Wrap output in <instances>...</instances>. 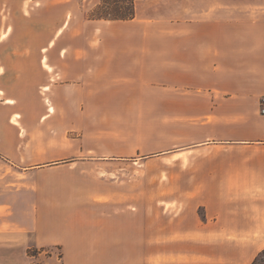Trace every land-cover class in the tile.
Returning <instances> with one entry per match:
<instances>
[{
  "label": "crops",
  "instance_id": "0c3cea01",
  "mask_svg": "<svg viewBox=\"0 0 264 264\" xmlns=\"http://www.w3.org/2000/svg\"><path fill=\"white\" fill-rule=\"evenodd\" d=\"M262 12L212 5L158 12V110L173 113L174 161L192 178L189 195L173 200L151 201L144 186L37 178L63 158L54 155L48 128L91 110L69 95L89 99L105 90L123 102L149 90L148 40L89 39L58 57H7L3 72L13 75L0 81V239L30 232L34 246L60 248V264L250 263L264 249ZM135 18L113 22L127 28ZM55 74L61 82L49 83ZM39 88L50 91L47 108L32 114L26 94Z\"/></svg>",
  "mask_w": 264,
  "mask_h": 264
},
{
  "label": "rangeland",
  "instance_id": "374dc122",
  "mask_svg": "<svg viewBox=\"0 0 264 264\" xmlns=\"http://www.w3.org/2000/svg\"><path fill=\"white\" fill-rule=\"evenodd\" d=\"M100 5L101 0H0L2 82H9V76L13 75L9 71L3 72V61L9 56L58 57L67 54L70 46H81L89 39H103L107 43L114 39H143L151 45L148 49L151 65L149 72H145L149 90H144V95H136L138 91L135 90L123 102L116 101L104 93L105 90L89 99L78 94L69 95L74 102L83 100L82 104L91 110L77 112V119H71V125L48 128L54 138V155L63 158L47 165L53 168L50 175L42 174L37 178L53 184H117L124 190L144 186L151 201L188 196L184 190L192 178L185 172L184 164L174 161L177 135L173 113L158 110V83L154 69L158 40L156 17L164 7L183 5L264 10V0H136V18L134 16L132 26L127 28L116 27L115 20L98 18ZM149 17L154 20H143ZM261 19L264 21V16ZM52 40V46H49ZM53 77L49 83L61 82L56 74ZM52 88L54 94L60 96V89ZM48 93L47 90L42 94L41 88L37 93L27 91L26 100L32 106V114H36L40 107L47 108L44 98ZM44 136L45 129L39 128V137ZM0 165L4 163L0 161ZM32 236L30 232H23L0 239V264L61 263L60 248L36 247L32 244ZM249 258L245 256L246 260ZM247 264H264V249Z\"/></svg>",
  "mask_w": 264,
  "mask_h": 264
},
{
  "label": "trees",
  "instance_id": "16d2710c",
  "mask_svg": "<svg viewBox=\"0 0 264 264\" xmlns=\"http://www.w3.org/2000/svg\"><path fill=\"white\" fill-rule=\"evenodd\" d=\"M98 18L107 20H130L136 12V0H101ZM94 15L96 13L94 11Z\"/></svg>",
  "mask_w": 264,
  "mask_h": 264
},
{
  "label": "built area",
  "instance_id": "2783aa9c",
  "mask_svg": "<svg viewBox=\"0 0 264 264\" xmlns=\"http://www.w3.org/2000/svg\"><path fill=\"white\" fill-rule=\"evenodd\" d=\"M259 111L261 114H264V96L259 101Z\"/></svg>",
  "mask_w": 264,
  "mask_h": 264
}]
</instances>
